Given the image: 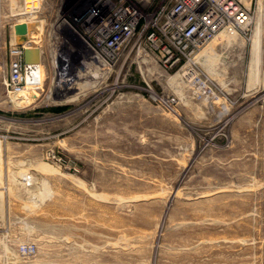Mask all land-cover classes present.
<instances>
[{
    "label": "rangeland",
    "instance_id": "rangeland-1",
    "mask_svg": "<svg viewBox=\"0 0 264 264\" xmlns=\"http://www.w3.org/2000/svg\"><path fill=\"white\" fill-rule=\"evenodd\" d=\"M60 1L19 38L24 0H0V264H264V0H240L250 40L211 42L192 85L134 54L105 80L59 43L53 63ZM27 41L42 65L15 102Z\"/></svg>",
    "mask_w": 264,
    "mask_h": 264
},
{
    "label": "built area",
    "instance_id": "built-area-1",
    "mask_svg": "<svg viewBox=\"0 0 264 264\" xmlns=\"http://www.w3.org/2000/svg\"><path fill=\"white\" fill-rule=\"evenodd\" d=\"M37 2L24 0L21 15L36 13ZM58 7L50 58L58 62V43L62 44L101 80L134 54L149 70L159 68L162 79L179 75L192 85L200 77L197 56L211 42L223 34L250 40L254 30L253 12L240 0H61ZM26 44L13 50L9 67L7 86L19 95L27 84ZM71 89L66 85L61 91L67 94ZM160 101L167 107L177 103L175 97Z\"/></svg>",
    "mask_w": 264,
    "mask_h": 264
},
{
    "label": "bare ground",
    "instance_id": "bare-ground-1",
    "mask_svg": "<svg viewBox=\"0 0 264 264\" xmlns=\"http://www.w3.org/2000/svg\"><path fill=\"white\" fill-rule=\"evenodd\" d=\"M40 1H41V0H40ZM259 1H260V0H259ZM15 3H16V2H14V4H15ZM16 4H17V3H16ZM18 6H19V5H18ZM12 7H13V6H12ZM19 7H20V6H19ZM39 7H41V6H39ZM16 8H17V5H16ZM21 8L23 9V6H22ZM19 9H20V8H19ZM12 10H13V8H12ZM14 10H15V9H14ZM20 10H21V9H20ZM37 10H38V9H37ZM39 11H40V10H39ZM259 11H260V10H259ZM14 12L17 13L16 11H13V13H14ZM21 12H22V11H21ZM36 13H37V12H36ZM36 13H34V14L31 15V16L22 17V18L20 19V21H18L19 23L26 24V25L29 27V33H28V34H32V32H34V31L37 32L36 30H38V26L41 25V24H40V21H37V20H36V16H35ZM21 14H22V13H21ZM21 14L19 13V15H21ZM13 16H14V15H13ZM16 16H17V15H16ZM259 18H260V17H259ZM259 21H261V19H260ZM259 21H258V22H259ZM59 23H60V22H59ZM260 24H261V23H260ZM258 25H259V23H258ZM258 29H259V28H258ZM261 30H262V29H261ZM259 32H260V31H259ZM37 33H39V32H37ZM258 34H259V33H258ZM258 34H257V36H258ZM261 34H262V33H261ZM228 36H234V35L223 34V35H221L219 38H221V37H222V38H223V37L225 38V37H228ZM260 39H261V38H260ZM255 40H256V39H255ZM229 41H230V40H229ZM258 41H259V40H258ZM35 42H36V41H35ZM260 42H261V40L259 41V43H260ZM29 43H30V42H29ZM25 44H26V43H25ZM255 44H256V43H255ZM25 46H26V47H29V46L37 47V46H36V43H34V42H32V43H30V44H26ZM209 46H210V45H209ZM209 46H208V47H209ZM257 46H258V45H257ZM208 47H206V49H204V51H203L201 54L207 52L206 50H207ZM255 48H256V47H255ZM257 51H258V50H257ZM257 51H256V52H257ZM260 52H261V51H260ZM260 52H259V53H260ZM258 55H259V54H258ZM259 57H260V56H259ZM198 59H200V58L198 57ZM255 60H256V59H255ZM259 61H260V60H259ZM198 62H199V60H198ZM257 62H258V61H257ZM257 62H255V63L257 64ZM41 64H42V63H41ZM41 64H40V65H41ZM253 64H254V63H253ZM40 65L33 66V67H30V68H29V70H32V71L30 72V74H29V77H30V78H34V76H36V70H37V67L40 66ZM253 69H255V68H253ZM254 71H255V70H254ZM259 74H260V73H259ZM259 76H260V75H259ZM250 77H251V75H250ZM178 79H180V76H179V75H176L175 77L172 78V80H174V81H178ZM251 79H252V78H251ZM173 83H174V82H173ZM252 85H253V84H252ZM21 95H22V94L18 95V97H17L16 99H14V101H15V102H19ZM10 98H11V97H10ZM26 170H27V169H26ZM25 173H26V172H25ZM25 173H24V174L17 173V174L22 175V177H25L24 180H25L26 182H27V180L30 179V181H31V182H30V186L33 185V184H32V180H31L32 177L30 176L31 178L28 179V176H27L28 173H27V174H25ZM17 174H16V175H17ZM18 177H19V176H18ZM16 178H17V177L15 176V179H16ZM17 179H18V178H17ZM22 179H23V178H22ZM13 180H14V179H13ZM13 180H12V182H13ZM14 181H15V180H14ZM16 181H18V180H16ZM16 181H15V182H16ZM19 181H20V180H19ZM19 181L16 182L17 184H16L15 182H13V183L16 184V185L18 186V185H20V184H19ZM21 181H22V180H21ZM21 181H20V182H21ZM1 182H2V181H1ZM23 182H24V181H23ZM35 182H36V181H35ZM14 184H13V185H14ZM16 185H15V186H16ZM23 185L25 186V185H27V183H24ZM21 186H22V185H21ZM27 186H28V185H27ZM33 186H35V185H33ZM22 187H23V186H22ZM27 188H28V187H27ZM32 188H33V187H32ZM27 192H28V189H27ZM31 193H32V191H31ZM46 196H47V195H46ZM42 197H43V196H42ZM43 198H44V197H43ZM41 199H42V198H41ZM34 201H36V200L34 199L33 202H34ZM36 202H37V201H36ZM38 202H39V201H38ZM39 203H40V202H39ZM35 205H36V204H35ZM37 205H39V204H37ZM27 207H28V206H27ZM37 207H38V206H37ZM37 207H36V208H37Z\"/></svg>",
    "mask_w": 264,
    "mask_h": 264
},
{
    "label": "water",
    "instance_id": "water-1",
    "mask_svg": "<svg viewBox=\"0 0 264 264\" xmlns=\"http://www.w3.org/2000/svg\"><path fill=\"white\" fill-rule=\"evenodd\" d=\"M15 35L19 38H27L29 33V27L26 24H17L14 27ZM24 62L26 65V70L28 74L32 70H29L30 67L40 65L42 63V50L39 47L29 46L24 50ZM29 76H27V79ZM28 82V81H27Z\"/></svg>",
    "mask_w": 264,
    "mask_h": 264
},
{
    "label": "crops",
    "instance_id": "crops-1",
    "mask_svg": "<svg viewBox=\"0 0 264 264\" xmlns=\"http://www.w3.org/2000/svg\"><path fill=\"white\" fill-rule=\"evenodd\" d=\"M15 27V26H14ZM14 31H15V29H14ZM30 44V43H29ZM37 46V45H36ZM42 59H43V55H42ZM42 65V64H41Z\"/></svg>",
    "mask_w": 264,
    "mask_h": 264
}]
</instances>
